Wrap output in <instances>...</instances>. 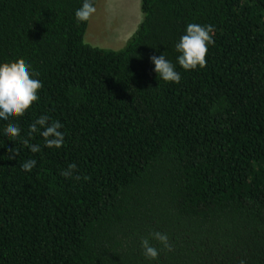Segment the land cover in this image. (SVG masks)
<instances>
[{
	"label": "trees",
	"instance_id": "obj_1",
	"mask_svg": "<svg viewBox=\"0 0 264 264\" xmlns=\"http://www.w3.org/2000/svg\"><path fill=\"white\" fill-rule=\"evenodd\" d=\"M82 2L0 0V63L23 59L43 85L10 121L19 137L0 122V264H264V0H141L120 50L86 43ZM190 23L213 25L214 43L185 71ZM161 54L179 84L159 80ZM42 115L65 143L35 133L32 153L22 140ZM73 163L79 180L61 174ZM155 231L173 248L151 240L150 261Z\"/></svg>",
	"mask_w": 264,
	"mask_h": 264
},
{
	"label": "clouds",
	"instance_id": "obj_2",
	"mask_svg": "<svg viewBox=\"0 0 264 264\" xmlns=\"http://www.w3.org/2000/svg\"><path fill=\"white\" fill-rule=\"evenodd\" d=\"M95 12V0H83L81 7L75 12L76 22H88ZM213 37V25L188 24L185 34L175 45L177 52L180 53L177 57L178 64L185 71L205 67L209 46L214 43ZM150 59L154 64V71L158 74L159 80L168 83H180L181 74L176 70V66L166 59L164 54L153 55ZM37 76L38 73L23 59L0 63V122H9L3 135L11 141L21 135V128L17 124L10 123V121L23 116L33 103L39 100V91L43 85L36 78ZM63 127L59 120L50 122L48 116L42 115L29 125L28 138L22 140V144L28 147L32 153L41 152L40 145L30 143L33 134L39 133L44 138V147L59 149L65 143V134L61 130ZM18 156L19 151L16 148L8 147L7 158L9 160H16ZM36 166L37 161L29 158L21 164V169L31 172ZM76 168V164H70L61 174L65 178L79 180L80 177L75 175ZM153 239L169 251H172L173 246L168 234L160 231L153 232L150 239H142L141 246L146 259L158 261L160 249L153 246L151 243Z\"/></svg>",
	"mask_w": 264,
	"mask_h": 264
},
{
	"label": "rangeland",
	"instance_id": "obj_3",
	"mask_svg": "<svg viewBox=\"0 0 264 264\" xmlns=\"http://www.w3.org/2000/svg\"><path fill=\"white\" fill-rule=\"evenodd\" d=\"M86 33V43L100 48L123 49L141 20V0H98Z\"/></svg>",
	"mask_w": 264,
	"mask_h": 264
}]
</instances>
